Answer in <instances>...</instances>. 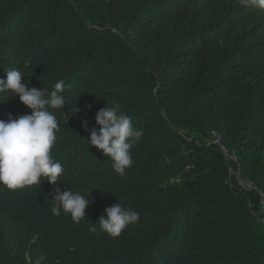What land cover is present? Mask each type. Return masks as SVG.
<instances>
[{
	"label": "trees",
	"instance_id": "1",
	"mask_svg": "<svg viewBox=\"0 0 264 264\" xmlns=\"http://www.w3.org/2000/svg\"><path fill=\"white\" fill-rule=\"evenodd\" d=\"M9 69L29 87H71L53 110L61 181L0 185V264H264V10L238 0H0V79ZM107 106L143 130L123 177L87 141ZM9 112L31 110L14 96L0 102V119ZM56 187L91 192L80 223L52 214ZM117 203L139 221L112 238L98 220Z\"/></svg>",
	"mask_w": 264,
	"mask_h": 264
},
{
	"label": "clouds",
	"instance_id": "2",
	"mask_svg": "<svg viewBox=\"0 0 264 264\" xmlns=\"http://www.w3.org/2000/svg\"><path fill=\"white\" fill-rule=\"evenodd\" d=\"M243 7H256L264 10V0H238ZM18 69L6 71V79H0V102H7L18 96L23 105L31 112L13 118L11 112L7 119H0V185L17 190L28 186L40 185L43 179L57 185L65 171L59 161L54 160L52 151L57 140L59 124L53 110L65 106V90L71 86L63 79L58 80L51 91L35 87L23 79ZM89 109L91 106H88ZM80 111V109H79ZM78 111V112H79ZM99 130L91 131L90 146L102 151L112 161V169L119 176L126 175V170L133 164L131 150L139 143L143 130L134 129L132 120L119 106L100 109L95 116ZM89 121H82L87 130ZM78 190H61L56 187L51 193L50 202L53 215H70L74 223H80L86 217V208L91 201ZM139 221V213L120 203L107 207L100 216L99 229L110 237H119L122 231ZM89 231L95 233L94 226Z\"/></svg>",
	"mask_w": 264,
	"mask_h": 264
},
{
	"label": "water",
	"instance_id": "3",
	"mask_svg": "<svg viewBox=\"0 0 264 264\" xmlns=\"http://www.w3.org/2000/svg\"><path fill=\"white\" fill-rule=\"evenodd\" d=\"M162 112H163V111H162ZM164 115H165V114H164ZM165 117H166V119H168V117H167L166 115H165ZM212 134H213L214 137H215V141H214V143L219 144L220 147L223 149L224 154H225V159H226V161H227V160H228V151L224 148V145H223V143L221 142V137L218 136L217 133H215V132H212ZM199 139H200V137L198 138V140H199ZM236 176H237V178L239 179V182H240L241 184H243L244 186H246V187H248V188L256 189L255 184L250 183V182H247L246 180H244V179L240 176V174H239L238 172H236ZM263 208H264V204H263ZM262 221L264 222V212H263Z\"/></svg>",
	"mask_w": 264,
	"mask_h": 264
}]
</instances>
